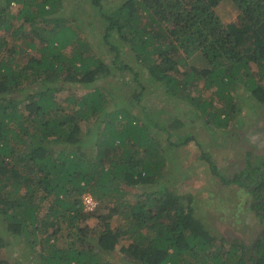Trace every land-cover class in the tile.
<instances>
[{"label":"trees","instance_id":"1","mask_svg":"<svg viewBox=\"0 0 264 264\" xmlns=\"http://www.w3.org/2000/svg\"><path fill=\"white\" fill-rule=\"evenodd\" d=\"M86 1L87 15L106 21L102 44L112 58L91 50L83 29L79 34L77 12L85 3L0 0V248L8 254L0 264H264V231L252 250L240 237L220 235L197 213L192 195L176 190L180 181L154 184L158 174L150 168L167 160V146L202 149L177 131L196 119L213 140L225 131L216 144L227 146L244 110L235 101L240 91L264 104V0ZM221 5L235 19L224 18ZM124 42L132 60L120 51ZM120 74L129 76L130 87L120 82L129 97L108 110L112 90L100 84ZM145 75L165 92L153 102L143 97ZM203 89L221 105L200 102ZM63 91L84 92L65 93L62 104ZM84 121L93 125L86 132ZM150 129L163 132V141ZM199 157L221 183L245 188L263 228L264 153L246 150L232 173L207 151ZM145 184L151 188L133 203L100 207ZM85 192L96 201L93 211L83 210ZM120 207L125 228L111 224ZM90 216L96 226L86 224ZM125 237L123 258L115 261ZM17 246L25 256L13 255Z\"/></svg>","mask_w":264,"mask_h":264},{"label":"rangeland","instance_id":"2","mask_svg":"<svg viewBox=\"0 0 264 264\" xmlns=\"http://www.w3.org/2000/svg\"><path fill=\"white\" fill-rule=\"evenodd\" d=\"M109 1V4L113 6L114 3H116V6L118 2V0ZM66 2L71 3L75 7H79L77 3L83 2V5L85 3V7L77 12L78 20L76 21L81 28L79 34L83 36H85L84 32L89 34L87 41L90 42V49L92 50L93 48L96 51H101L103 55L110 56L109 58H112L113 52L111 54L106 52L103 49L102 44V29L106 21H103L101 17H98L96 14H94L92 17L87 15V13L92 12V10L89 9V1L62 0L61 6ZM219 8V12L226 15L224 18L235 19L233 12H226L229 7L221 5ZM60 10L67 15L72 13V11L70 12L69 8L67 7H63ZM94 11L95 10H93V12ZM89 17L93 22L88 20ZM82 29L84 32H81ZM128 47V43L124 42L123 45L121 44L120 51H122L121 53L125 51L127 60H132V56L126 51L128 50ZM66 50L69 51V47ZM139 67L140 66H138V68ZM183 69V67H178L174 74L177 77H180L178 73H182L184 71ZM115 75H117V73ZM121 75L122 74H120V78L108 76L100 84L107 87L109 90H112L113 100L107 103L108 110L113 108L114 102H118L121 99L126 100V98L129 97L128 86H125L124 88L120 85V82H124L125 84L127 82V85H129V76L128 74H124L126 75V78H123L122 80ZM141 82L144 86L143 97H150L152 102L154 99H156L157 95L162 96L165 94L162 86L159 87L151 77L145 75L141 78ZM130 86L131 84L129 87ZM134 87L137 88L136 85H134ZM72 92L76 95H80L84 91ZM72 92L63 91L62 94L58 93L57 99L62 102V104H66L67 102L64 100V98L67 94L65 93ZM240 92L241 94L235 101L244 105L242 106L244 110L243 114L241 115V122L238 124L237 134H231L233 136H231L230 139H227V146L223 147L216 144L218 141L222 143V136L225 131L218 130L216 134L219 137L213 140L212 136L207 133V130L202 127V125L199 123V120L196 119L194 122L190 123L189 127H183L177 131L184 135L191 134L195 140L202 143V149H199L195 143L181 145V147H179V145H172V148L167 146V149L165 150V152L167 151L168 154L167 160H159V164L155 163L156 165L154 164L153 166H150V168L158 174L154 184H172L176 183L177 180L178 182L180 181V183H176V190L184 193H190L192 195L191 202L193 205L198 207L199 210L197 213H200L199 215H201L202 219L206 221L208 227L214 231H217L223 236L231 235L240 237L245 240L248 245H250L256 236V233L262 227V225L258 223L256 214H254L250 207L252 202L250 194L246 192L244 187H239L234 184L224 185L221 183L220 179L216 175H211L209 173L207 161L199 157L200 151H207L210 153L211 159L214 160L218 168H221L228 173H232L239 167L243 166V162L245 160L244 152L246 150L255 151L257 154L264 153V104L258 102L253 97H250L247 95V93L244 94L243 91ZM196 94L197 93L194 92L192 95L196 97ZM204 99H211L214 106L221 105L220 101L216 98V95H214L211 90H202V96L199 98V101L202 102ZM246 103L252 104H250V106H252L251 111L247 109ZM252 111L254 116L252 115ZM248 114L251 119L248 118ZM158 118L160 117L157 113L155 119L157 120ZM236 118L237 117H235V120ZM89 127H93L92 123H88L86 121L82 122V129L84 132H86ZM233 128L234 127L228 131H233ZM148 132L154 135L157 141H163L165 138V134L163 135V132L158 131V129H150ZM88 149L89 147L85 148V150ZM150 188L151 185L145 184L143 187L140 186L130 188L129 191L125 189V191L117 193V200L113 199V202L106 200V202L102 203L100 207L104 206L103 211L107 212L109 209L108 207L118 206L116 203L119 200H125L133 203L137 198L136 195H138V193L142 192V190H149ZM123 210L124 207H120L118 213L114 214L113 219L111 220L112 226H123V228H125V226L128 224L127 218H124L122 215ZM86 224L91 227L96 226L97 219L90 216L86 221ZM62 235L64 236V239L68 238L67 233H64V231L62 232ZM63 236L61 237L62 239L58 240V243L62 244L64 242ZM128 240L129 239L125 237L120 241L119 246L116 247L117 250L113 253V260L116 259L115 261H119L120 258H123V254L120 253L119 247L123 245L126 246L129 242ZM12 250L15 251L13 254L14 256H25L24 251L20 248V246H17L15 249H11V251ZM5 255L8 254L5 253L3 248H0V258Z\"/></svg>","mask_w":264,"mask_h":264},{"label":"built area","instance_id":"3","mask_svg":"<svg viewBox=\"0 0 264 264\" xmlns=\"http://www.w3.org/2000/svg\"><path fill=\"white\" fill-rule=\"evenodd\" d=\"M89 198H90V202H88ZM82 204H83L84 210L93 211V209L96 206V201L90 194H83L82 195Z\"/></svg>","mask_w":264,"mask_h":264},{"label":"water","instance_id":"4","mask_svg":"<svg viewBox=\"0 0 264 264\" xmlns=\"http://www.w3.org/2000/svg\"><path fill=\"white\" fill-rule=\"evenodd\" d=\"M263 231H264V227L256 234L255 238L253 239V241L251 243V250L253 249L254 244L259 239V237L261 236ZM255 259H256V257H255Z\"/></svg>","mask_w":264,"mask_h":264},{"label":"clouds","instance_id":"5","mask_svg":"<svg viewBox=\"0 0 264 264\" xmlns=\"http://www.w3.org/2000/svg\"><path fill=\"white\" fill-rule=\"evenodd\" d=\"M83 194H90V193H89V192H85V193H83ZM83 194H82V195H83ZM82 195H81V200H80L81 204H82ZM90 195H91V194H90ZM91 196H92V195H91ZM92 197H93V196H92ZM93 198H94V197H93ZM88 202H90V198L88 199ZM82 205H83V204H82ZM83 210H84V207H83ZM84 211L87 212L86 210H84ZM261 229H262V228H261ZM261 229H260V230H261ZM260 230H259V231H260ZM259 231H258V232H259ZM258 232H257V233H258ZM257 233H256V234H257ZM254 238H255V237H254ZM252 241H253V240H252Z\"/></svg>","mask_w":264,"mask_h":264}]
</instances>
